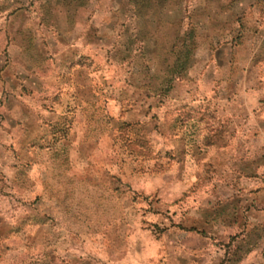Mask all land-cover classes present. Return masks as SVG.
<instances>
[{
	"label": "rangeland",
	"instance_id": "obj_1",
	"mask_svg": "<svg viewBox=\"0 0 264 264\" xmlns=\"http://www.w3.org/2000/svg\"><path fill=\"white\" fill-rule=\"evenodd\" d=\"M54 1L72 77L0 78V264H264V0Z\"/></svg>",
	"mask_w": 264,
	"mask_h": 264
},
{
	"label": "crops",
	"instance_id": "obj_2",
	"mask_svg": "<svg viewBox=\"0 0 264 264\" xmlns=\"http://www.w3.org/2000/svg\"><path fill=\"white\" fill-rule=\"evenodd\" d=\"M30 3V0H0V78L8 77L7 73L12 72L13 63L20 62L21 75H17L19 80L14 86L18 89L19 83H22V87L23 85L30 87L32 83L39 92L46 86L60 84L58 77H72V70L67 66L71 64L69 56L72 49H76L77 40L76 35H72L71 31L69 36L62 40L57 30L60 26L54 13L56 7L54 0H43L37 5ZM33 7L34 13L38 14L37 22L32 23L34 27L31 26L33 21L29 18L30 8ZM77 7L75 4L74 8ZM20 11L26 12L28 16L25 22L18 24L15 22V14ZM73 20L75 21L76 17H73ZM69 22H73L71 16ZM69 26L71 27V24ZM31 39L32 43H30ZM37 39L39 42H36ZM47 49L52 50L47 52ZM30 52L34 53L32 55L36 57V62L31 61L33 57ZM2 80H0V89L7 83L6 79ZM25 107L27 110L31 107L29 102H25Z\"/></svg>",
	"mask_w": 264,
	"mask_h": 264
},
{
	"label": "trees",
	"instance_id": "obj_3",
	"mask_svg": "<svg viewBox=\"0 0 264 264\" xmlns=\"http://www.w3.org/2000/svg\"><path fill=\"white\" fill-rule=\"evenodd\" d=\"M127 5L130 6L131 8V12H132V15L134 16V18L137 16H140L141 13H140V7H142L143 5H150V4H153L154 0H125ZM136 29V28H135ZM189 31L191 32L192 31V28H189ZM136 40H140V38H138V35L136 34V32L133 33V36L131 38H129L128 42L126 43L125 45V48L127 45L130 44V42L132 41H136ZM188 41L189 38H188ZM190 45H189V42L186 44V46L184 44H182V49L180 50L181 53H182V60H181V69H183V67H185V63H186V59L183 58L184 56L187 57V55L189 54L190 52ZM176 76V75H174Z\"/></svg>",
	"mask_w": 264,
	"mask_h": 264
}]
</instances>
